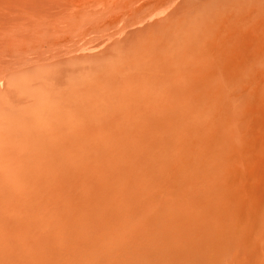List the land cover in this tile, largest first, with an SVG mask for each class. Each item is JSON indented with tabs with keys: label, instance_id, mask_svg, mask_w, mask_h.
<instances>
[{
	"label": "rangeland",
	"instance_id": "1",
	"mask_svg": "<svg viewBox=\"0 0 264 264\" xmlns=\"http://www.w3.org/2000/svg\"><path fill=\"white\" fill-rule=\"evenodd\" d=\"M0 264H264V0H0Z\"/></svg>",
	"mask_w": 264,
	"mask_h": 264
}]
</instances>
